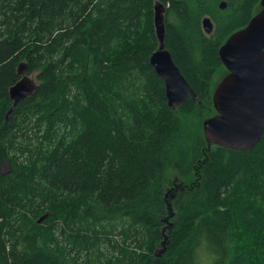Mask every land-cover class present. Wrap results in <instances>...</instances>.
Masks as SVG:
<instances>
[{"label":"trees","instance_id":"1","mask_svg":"<svg viewBox=\"0 0 264 264\" xmlns=\"http://www.w3.org/2000/svg\"><path fill=\"white\" fill-rule=\"evenodd\" d=\"M155 2L196 93L177 108L149 62ZM258 10L0 0V264H264V133L232 150L208 145L201 121L227 73L219 47ZM21 61L37 86L12 107Z\"/></svg>","mask_w":264,"mask_h":264},{"label":"water","instance_id":"2","mask_svg":"<svg viewBox=\"0 0 264 264\" xmlns=\"http://www.w3.org/2000/svg\"><path fill=\"white\" fill-rule=\"evenodd\" d=\"M219 6L225 8L226 3L221 1ZM164 12L163 4L155 2L153 24L157 47L149 62L164 81L167 105L177 108L187 98L195 99L196 93L165 47ZM202 29L206 34L212 32L213 23L209 17L202 19ZM218 55L227 73L212 92L215 114L202 121L204 138L208 145L249 151L264 133V0H259V10L245 26L225 39ZM26 68L25 62L18 63L19 79L8 89L12 107L31 96L37 86L35 78L25 72ZM45 216L42 215L38 222Z\"/></svg>","mask_w":264,"mask_h":264},{"label":"rangeland","instance_id":"3","mask_svg":"<svg viewBox=\"0 0 264 264\" xmlns=\"http://www.w3.org/2000/svg\"><path fill=\"white\" fill-rule=\"evenodd\" d=\"M221 70H223V69L221 68ZM219 76H220V74H219V73H216V74L212 77V83H213V84H214V83H217V82L220 80L221 77H219ZM31 77H34V75L31 74ZM9 109H10V108H9ZM211 112H213V111H209V112L205 113L201 121H203L204 119H206V118H208V117H210V116H212V115L215 114V112H213V113H211ZM205 116H206V117H205ZM10 170H11V165H10V164H6L4 167H2V168L0 169L1 172H9ZM169 175H171V174H169ZM44 215H46V213H45ZM45 218H46V216L44 217V219H45ZM44 219H43V220H44ZM41 221H42V220H41Z\"/></svg>","mask_w":264,"mask_h":264},{"label":"flooded vegetation","instance_id":"4","mask_svg":"<svg viewBox=\"0 0 264 264\" xmlns=\"http://www.w3.org/2000/svg\"><path fill=\"white\" fill-rule=\"evenodd\" d=\"M224 75H225V74H224ZM224 75H223V76H224ZM221 78H222V77H221ZM221 78H220V79H221ZM216 84H217V83H216Z\"/></svg>","mask_w":264,"mask_h":264}]
</instances>
